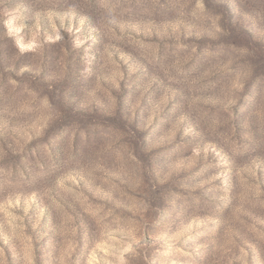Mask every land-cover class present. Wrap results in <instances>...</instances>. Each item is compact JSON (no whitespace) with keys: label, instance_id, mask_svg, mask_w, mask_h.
Wrapping results in <instances>:
<instances>
[{"label":"rangeland","instance_id":"1","mask_svg":"<svg viewBox=\"0 0 264 264\" xmlns=\"http://www.w3.org/2000/svg\"><path fill=\"white\" fill-rule=\"evenodd\" d=\"M0 264H264V0H0Z\"/></svg>","mask_w":264,"mask_h":264}]
</instances>
